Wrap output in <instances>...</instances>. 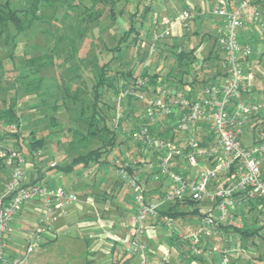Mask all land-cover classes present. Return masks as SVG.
Returning a JSON list of instances; mask_svg holds the SVG:
<instances>
[{"label":"built area","instance_id":"obj_1","mask_svg":"<svg viewBox=\"0 0 264 264\" xmlns=\"http://www.w3.org/2000/svg\"><path fill=\"white\" fill-rule=\"evenodd\" d=\"M192 11L188 6L175 21L185 22ZM209 14L222 21L217 35L227 70L222 82L202 85L200 96L193 97L189 88L178 93H170L164 87L152 94L135 91V86H145L139 80L138 84H129L117 99L113 118L116 124L121 118L120 96L128 93L142 102L146 119L131 132V139L143 153L137 159L116 158L109 164L117 180L133 191L134 213L127 252L137 255L140 264H148L143 241L147 220L157 217L162 207L187 198L204 204L201 208L204 215L193 231L174 233L180 242L187 244V255L211 258L212 264H229L228 253L238 247L232 244V235H223L221 225L232 218V209L241 200H264V129L256 131L249 146L241 140L246 126L263 120L264 98L253 100L243 96L252 87L253 74L245 71L242 58L251 54L252 45L239 41L240 31L247 26H254L262 39L264 20L256 0H237L233 4L229 0H215ZM170 32L169 27L155 24L151 30L153 44ZM150 153L154 156H149ZM0 157L10 171L0 191V262L27 264L28 254L42 238L55 236L54 223L68 205L77 201V196L63 187L50 188L42 181L27 183L25 160L19 151L0 148ZM147 169L153 170L152 181L168 185L166 191L155 197L145 194L141 175ZM34 200L39 202L40 214L27 237L26 248L6 259L4 235L10 222L24 204ZM161 219L173 234L172 217L161 215ZM222 236L229 243L207 242L208 238Z\"/></svg>","mask_w":264,"mask_h":264},{"label":"trees","instance_id":"obj_2","mask_svg":"<svg viewBox=\"0 0 264 264\" xmlns=\"http://www.w3.org/2000/svg\"><path fill=\"white\" fill-rule=\"evenodd\" d=\"M55 1H58V3H61L62 5L65 0H26L24 6L21 5L17 7H12L10 0L0 1V39L5 35L3 40L4 44H6V46L11 44L9 48H7L9 54L7 55L8 59L6 58V62L4 60H0V83L5 81L3 82L4 84H0V127L3 130V134L0 136V138L4 136L16 139L11 149L19 151L22 154L24 160L28 159L29 157L30 160H33L35 157V151L44 147V142L47 136L45 129H48L49 132L58 134V136H61L64 133L62 130L63 126L58 122L56 116L57 113L61 111L70 113L73 112L76 115V118L81 121L85 128V132H82L80 129L71 125L67 129L68 134L71 136V139L67 142L69 148L66 151L67 154H70L71 151L76 149L74 143L75 140L76 143L83 142V145L82 150L78 154H74L71 159H65L64 163L58 164L55 161V165H50V167H61L64 171H69L74 166L87 167L91 163L97 165L110 164L111 162H107V156L113 152L116 147L127 143H130L129 146L131 144L134 146V148H132V151L135 152L134 155L132 156V154H129L130 152L128 153L129 155H123V153L120 152L119 155H117L114 159H137L143 152L139 148V145L131 139V132L135 127L146 121V119L143 117V104L134 94L128 93L124 96H120L119 109L121 112V118L116 124L113 121V118L116 113L117 99L120 95V92L127 88L129 84H138L139 80H142L145 86H135L133 89L143 93L147 92V94H152L159 87L166 88L170 91V93H176L178 91L177 89L181 90L182 88L180 87H183L185 84H190L193 87V84L196 82H200L202 85L215 82L214 80L211 82H209V80H205L203 78V68H197L195 66L197 60L195 48H181L180 40H173V35L171 33L167 37L156 41L153 44L151 39V30L155 24H152V26L146 32L145 37L147 42V50L146 53H143L142 49L144 48L142 46L144 45L145 40L140 35V29L143 26V20H141V24H139V26L136 25L135 16L138 13V4H136L135 10L129 15L130 21L127 25V28L117 39L116 44L107 48V50H110L113 53L107 61H103L100 54H98L99 50L97 48H99V46L94 45L93 47L96 52V57H94V63H92V65L88 64V62L85 63L84 58L81 57L79 61L76 60L75 63L72 62V66H67L68 71L63 75L57 72L58 70L55 71L54 66V73L57 78V82L55 84L45 83V77L40 72L45 66L55 64L57 66V63L54 62V56L59 53V50H57L58 46L57 48L54 46L53 48L56 49L50 54L45 53L27 57L17 54L19 57L17 58V56H15V50L19 42H16L14 38L10 39L11 35L9 34V26L12 25L18 34L30 30L35 22H40L42 19L41 8L43 6L52 5ZM88 1L89 6L84 4L77 15L75 27L78 29L73 39L70 40L73 51L76 50L74 45L75 38H81L84 35V32L87 30V27L81 26V24L98 21L106 9L109 10L110 16L114 18V7L119 1L123 0ZM258 1L259 0H256L257 5L259 3ZM67 6H69L70 10L73 9L71 4H67ZM187 7L188 6H185V8ZM199 11L201 10L193 9L192 12L195 15L194 18L199 16ZM120 12L121 10H119V13ZM150 12L151 7L146 6L143 12H141L140 16L143 19H147V16ZM66 13L70 14L69 11ZM261 14L264 20L263 10L261 11ZM189 19L181 23L184 29L183 36H186L188 33L187 22ZM132 33L134 36L130 39L129 37ZM195 33L197 34L198 32ZM257 34L259 35L258 31ZM166 38H168V40ZM204 38L205 34H202L198 45H201ZM186 39L184 38V40ZM255 41H259L264 44V36L261 40L258 37ZM160 42H164L165 46H167L169 49V54L165 51L164 55H168V58L170 57L172 59V61H170L171 64L166 67L164 72L161 71L164 68L162 66L157 70H154L156 68L155 66L153 68L147 65L144 66L142 64L147 54H152L155 52L161 55L162 52H164L159 48L156 49V45ZM214 42L216 48H218L214 49L215 46L213 45V48L209 50V54L203 58L202 61L212 57L215 58V56L220 57L217 54L218 49L221 50L218 43V36L214 37ZM131 45H133V49L136 47V55L138 58L133 59L131 62L129 61L127 67L117 69L115 64L123 58V53L121 54V52L127 48H130ZM152 46L153 51H151ZM87 51L88 50L84 49L83 54H85ZM220 58L223 59L225 63L224 54L223 57ZM16 60L23 63V65L16 68ZM242 61L243 66H245L247 62H249V56L246 58L243 57ZM140 63L142 66L140 71L137 73L136 65ZM6 65H9L8 68ZM58 67H60V65H58ZM244 69L247 70V68ZM249 69L250 71L252 70L251 68ZM223 70V75L226 76L227 70L225 64ZM254 73L259 75V72L257 71H253V75ZM64 77L67 78V82H65ZM160 77H163L161 81L159 80ZM159 84L164 85L158 86ZM260 85L263 86L262 90L264 91V85ZM170 87L174 88L169 89ZM56 89L59 91V94H56ZM193 91L194 90H192L191 96H193ZM250 91L255 92L256 89L252 87ZM250 91H244L243 96H246L247 93L249 94ZM32 95L36 96L34 98L31 97L34 102L33 104L31 103L32 100L28 99V97ZM83 95L87 96V100H89H85ZM22 99L25 100L21 103L22 105L24 104L26 106L29 103L28 107L34 109L35 114L37 113L44 116L46 120V123H43L39 129L40 131L30 129L28 136H24L22 134L23 124L26 120V118L23 116V112L19 111L18 108L19 101ZM254 99L259 98H253V100ZM28 100H30V102ZM110 100H112L114 104H111ZM78 105H80L79 111H77ZM104 108L106 109V112ZM70 122L73 125L72 119ZM249 126L251 127L253 133L252 140H254V134L256 131L260 127L264 129V117L261 122H252L246 126V128ZM123 128L125 130H123ZM246 128L243 130L241 135L243 144V140H245V135L247 134L245 131ZM152 130H155V127H153ZM93 138L97 140V146L87 147L85 142ZM0 148L5 149L10 147L8 145H0ZM152 155L154 156L152 153L149 154V156ZM152 171V169L146 170L149 175V179ZM9 174L10 171L6 166L4 159L0 157V191L3 189ZM145 194L147 197H152L151 194ZM243 198L244 197L241 199ZM242 204L243 205L239 207L236 203L235 208L232 210V218L221 225L223 235L231 234L232 237L235 238L233 245H237L238 247L237 250L228 253L229 264H248L254 259H264V249L262 251L258 250V252L255 254L252 253L249 256L244 254V250L247 249L248 244L253 242V237L261 236L264 238V221L261 222L257 219L258 216H262L264 219V200L261 198H255L252 200L243 199ZM236 208L240 211L242 210L243 212L239 215V213L235 212ZM252 210L257 211V216L253 217L250 214ZM189 212L199 215V219L204 215V211L200 209L198 202L187 198L170 206L162 207L159 210L157 217L158 221L162 222L161 215H169L170 217L174 218L176 216L186 215ZM239 222L241 223L240 227L238 226ZM170 239L175 241L178 247L186 244L180 242L176 237V234H172ZM242 248H244L243 252ZM185 252L188 253L189 248H187ZM189 257L190 260L202 258L195 255ZM0 264H2V262H0Z\"/></svg>","mask_w":264,"mask_h":264},{"label":"rangeland","instance_id":"obj_3","mask_svg":"<svg viewBox=\"0 0 264 264\" xmlns=\"http://www.w3.org/2000/svg\"><path fill=\"white\" fill-rule=\"evenodd\" d=\"M2 1V0H0ZM4 1V0H3ZM174 1L176 0H123L119 1L115 7H114V14L115 17L112 18L110 16V12L108 9L105 10L103 15L99 18L98 21H92V22H86L84 24H81V26H86L87 30L84 32V35L80 37L75 38V48L76 50L73 51L72 44L70 43V40L73 39L74 35L76 34V31L78 28H76V21H77V15L79 14V11L81 10V7L86 4L89 6L88 0H65L64 3L61 5V3H58V1L53 2L52 5L43 6L41 8V20L40 22H35L31 29L23 32L21 34L16 33L14 27L12 25L9 26V34L11 35V38H14L16 42H19L17 44V48L15 50V56L17 54H21L24 57L27 56H36L39 54H45V53H51L53 50L57 48L59 50V53L54 56V62L57 63L55 65H49L45 66L41 70V74L45 77V83H56L57 78L54 73V66L55 71L58 70L60 74H65L68 71L67 66H72V62L75 63L76 60H80L81 57L84 58L85 63L88 62V64L94 63V57H96V52L94 50V45L99 46L97 48L99 50V53L103 61H107L111 55L113 54L112 51L107 50L108 47H111L116 44L117 39L121 36L123 31L127 28V25L129 24V15L131 12L135 10V5L138 4L137 9V15L135 16L136 25L139 26L142 21V28L140 29V35L144 38L145 42L142 46L144 49H142L143 53H146L147 50V42H146V32L149 29V24L154 20V18H160L161 16H171V13L175 10ZM186 0H180V3L183 4ZM212 0H188L186 1L187 4H189L192 7L199 6L201 7V11L203 13H206L208 15L210 11V7L208 6ZM215 1V0H213ZM26 0H10V4L12 7H17L21 5H25ZM67 4H71L73 6V9L70 10L69 6ZM165 4V5H164ZM186 4V5H187ZM164 5V6H163ZM146 6L151 7V12L148 14L147 19H143L140 14L143 12L144 8ZM163 6V7H162ZM165 7V8H164ZM119 10L121 12L119 13ZM69 11L70 14H67L66 12ZM205 11V12H204ZM182 12V11H181ZM264 12V11H263ZM195 15L192 12V15L188 21L189 27L188 33L185 36L187 39H177L173 38V40H182L180 41L181 48L189 49L191 47L195 48L197 52L198 51V43L201 40L202 34H206L205 38L203 39L201 45L204 44L207 45L208 42H210V45L214 42V35H215V29L209 24V21H205V25H199L196 20H198V17L194 18ZM195 32H198L197 34ZM209 35V36H207ZM5 36V35H4ZM3 38L0 39V60H6L8 59L9 51L7 48H9L8 45L4 44ZM14 36V37H13ZM134 36L132 33L130 35V39ZM188 36V37H187ZM207 37H209L208 42L205 40ZM168 40V38H166ZM165 40V41H167ZM58 44V45H57ZM68 44V46H67ZM131 44V43H130ZM252 45V52L249 55V62L248 66L252 69L254 72H259V75L254 73V81H256V87H259L260 84L264 85V44H259L256 41H251ZM56 46L54 49L53 47ZM96 46V47H97ZM158 46V47H157ZM196 46V47H195ZM71 51H70V48ZM53 48V49H51ZM160 49L162 52L161 55L155 54H147L144 58V62L142 63L144 66H146L147 63H150L152 66L155 65V62L158 60L161 61V66L164 67L162 71L166 70V67L169 66L170 61L172 59L168 58V55H164L165 51L169 54V49L167 46H165L163 43H158L156 45V49ZM216 48V45H215ZM88 50L85 54H83V51ZM217 49V48H216ZM150 51V49H149ZM123 53V54H122ZM123 58L118 63L115 64V67L117 69H122L127 67L129 61L131 62L133 59L138 58L136 53V47L133 49V45L130 46V48H127L121 52ZM7 58V59H6ZM17 58H19L17 56ZM199 58H197L196 62L198 63ZM92 61V62H91ZM9 62V61H8ZM101 62V61H100ZM10 64V63H8ZM23 65V63L16 60L15 66L18 68L19 66ZM60 65V67H58ZM7 68L9 65H6ZM141 63L136 65V72L140 71L141 69ZM94 67V64H93ZM6 68V69H7ZM247 71V70H245ZM250 70H248L249 72ZM1 73V72H0ZM253 73V72H252ZM257 75V76H255ZM65 82H67V78L64 77ZM5 82V81H3ZM0 84H4V83ZM6 84V83H5ZM73 85V84H72ZM56 94H59V91L56 89ZM248 94V93H247ZM247 94L245 97H247ZM36 97L35 95H32L28 97V99H31ZM83 98L87 100V96L83 95ZM253 99V98H248ZM30 100H28L30 102ZM89 100V99H88ZM87 100V101H88ZM25 100L19 101V111L23 112V116L26 118L23 128H22V134L24 136H28V132L30 129L39 130L43 123H46V120L44 116L35 114L34 109L28 107L29 103L25 106L21 103ZM111 104H114L112 100H110ZM79 106L77 111H79ZM105 112L106 109L104 108ZM108 113V111H107ZM72 112H65L61 111L57 113V119L58 122L63 126L64 133L61 136H58L56 133L49 132L48 129H45V132L47 133L44 147L40 148L39 150L35 151L36 160L38 157L44 158L42 165L46 166L49 165L52 160H56L58 163H61L65 159H71V157L74 154H78L82 150L83 142L75 143V148L73 151H71L70 154H67L68 148V141L71 139V136L68 134L67 129L71 126L80 129V131L85 132V128L82 125L81 121L76 118V115ZM74 117V118H73ZM73 120V125L71 124L70 120ZM40 131V130H39ZM247 135L252 132L251 127H247L246 130ZM3 134V130L0 127V136ZM246 140H249L250 137L245 136ZM16 139L12 137H4L0 138V145L5 146L8 145L10 148L13 147V144L15 143ZM58 142V143H57ZM87 147H96L97 146V140L96 139H89L85 142ZM130 144V143H129ZM129 144H122L119 147H116L113 152H111L107 156V162H112V160L119 155V153L126 154V151L129 152V149L134 148L132 144L129 146ZM29 157V155H28ZM30 158V157H29ZM39 158V159H40ZM47 165V166H48ZM97 165V164H96ZM99 165V164H98ZM109 164H105L104 166H108ZM101 168L103 165H99ZM79 169L78 166H74L71 170H69L66 174L61 173L59 171L58 167L49 168L47 171L48 174L51 176L54 174H62L61 178L54 177V180H50L51 185L55 187L57 183L59 185H62L64 187H70L69 179L77 176L76 172ZM48 175V176H50ZM83 176V175H82ZM102 180L103 181H113L112 173L108 171L107 168H105V172L102 174ZM99 186V185H98ZM242 200L238 203V206H242ZM119 206L121 208H128V205L123 204V201L119 203ZM113 208V207H112ZM235 208V207H234ZM233 208V209H234ZM232 209V210H233ZM246 211V210H245ZM236 213H239V215L243 212L236 208ZM250 214L254 217L257 216V211L252 210ZM29 216V214H28ZM257 219L261 222L264 221L262 216H258ZM199 222V215L193 214V213H187L183 216H176L172 220L171 229L174 231V233L178 232H186V228L189 229L191 226H193L195 223ZM242 222V221H241ZM30 227L22 226L21 231L15 234L11 240L17 242L18 244L15 246L16 249H20L21 253L24 252L27 244V236L29 233ZM170 235H172V232H170V229L163 224L162 222H158L152 225H146L145 233L143 235V241L146 244L147 248V256H148V264H156L158 263V260H160L166 253L169 255V258L172 259V255L178 250V245L175 241H172L170 239ZM231 235V234H230ZM63 236H60L56 243H60L59 247H56L52 245L50 247L48 246H35L33 250L28 254L27 261L32 262L33 261H39L40 259L46 261H53V259L56 256H66L67 254V248L63 244L64 242ZM253 242L248 244L247 249L244 250V254L246 256L251 255L252 253H256L259 251H262L264 249V238L261 236H255L252 238ZM217 243H221L222 245L224 243H229L228 241H224V236L221 238H215ZM238 244V243H237ZM44 247V248H43ZM43 248V250H42ZM242 248V252H243ZM128 253V252H127ZM124 254V253H123ZM126 254V253H125ZM133 258V257H132ZM184 264H188L189 261H184ZM51 264V263H50ZM54 264V262H53ZM64 264V263H61ZM71 264V263H68ZM130 264H140L139 257H134V259L131 260ZM248 264H264V259H254L251 260Z\"/></svg>","mask_w":264,"mask_h":264},{"label":"crops","instance_id":"obj_4","mask_svg":"<svg viewBox=\"0 0 264 264\" xmlns=\"http://www.w3.org/2000/svg\"><path fill=\"white\" fill-rule=\"evenodd\" d=\"M176 1L178 2L176 4L174 1L175 10L171 13V16H161L159 19L154 18V20L149 24V28L152 26V24H159L160 27L163 28L169 27L171 30L170 33L173 35L174 39H186V37L183 36V25L176 22L175 20L178 14L185 8V6L190 5L186 3L188 0H186L183 4L180 3V0ZM236 1L237 0H231L230 3L233 4ZM258 2L260 10L264 11V0H259ZM214 5L215 1L212 0L208 6L211 8ZM190 7L193 9H201L199 6ZM197 17L198 20L196 21L199 25H205V21H209V24L215 29L214 37L218 35V29L220 25H222V21L220 19L211 16L209 13L208 15L206 13L199 14ZM257 35V30L254 26H247L245 29L240 31L239 41L244 44L251 43V41H255L259 37V35ZM205 40L208 42L209 37ZM256 42L258 43L259 41ZM214 43L215 42L210 45V42H208V44L205 46L203 44L197 47L199 52L195 50V54L199 60L198 63H195V66L197 68H203V78L205 80H209V82L214 80L215 82L220 83L225 79V76L223 75L225 63L224 60L220 58L223 57L222 50L218 49L217 51V54L220 57L215 56V58L212 57L202 61V59L209 54V50L213 48V45L215 46ZM259 44H262V42H259ZM152 63L153 62L150 61V63H147L146 65L153 68L155 66L156 68L154 70L160 68L162 64L159 58L155 62V65L152 66ZM244 68H247L246 72L250 70L248 62ZM249 72L252 73L253 71L251 70ZM162 79L163 77H160L159 80L161 81ZM254 79L256 78L253 75L252 87H254L256 91H250V93L247 94V97L259 99L264 98V91L262 90L263 86L259 85V87H256L257 84ZM160 85L162 86L164 84H159L158 86ZM173 88L174 87H170L169 89ZM180 88L182 89H177L178 91L176 90L177 93L183 91V89L189 88L190 90H194L193 97H198L201 94L202 84L200 82H196L193 84V87L190 84H185ZM245 136L250 137L249 140H243L244 145L249 146L253 142V133L251 132ZM129 152L126 151V154H132L133 156L135 153L132 151V149H129ZM35 158L36 156L33 158V160H30L29 158L25 159L24 169L26 172V182L31 183L40 180L50 188L63 187L74 192L77 196V201L68 205L65 213L59 216L57 221L54 223L53 229L55 236H44L41 242L38 244L39 246L44 247H50L52 245L55 246L56 244V247H59L60 243L56 242L60 236H63L65 237L63 244L67 248L66 256H56L53 261L49 260L46 262H44L42 259L39 261L32 260V262L27 261V264H53V262L54 264H130L134 257H138L132 253H127L128 240L130 239L132 233V218L134 213V206L132 202L133 191L117 180L114 171L109 167V165L104 166V164L102 168L94 163H91L87 167L78 166L79 169L76 172L77 176L69 179L70 187L66 188L62 185H59L58 183L54 187L51 185L50 180H54V177L61 178V176H63L62 174H66L68 171H64L61 167H58L62 174H54L51 176L47 173V171L49 168H53L50 167V164L56 160H52L49 165L47 164L48 166H44L42 165L44 158L38 157L37 160ZM64 161L65 160H63L61 163H64ZM105 168H107L108 171L112 173V182L110 180L108 182L102 180V174L105 172ZM142 171L141 177L143 179L145 192L147 194H151L152 197H155L168 189L167 182L162 184L154 182L149 179V175L146 170ZM121 201H123V204L128 205V208H121L119 206ZM198 206L201 209L203 208L204 204H198ZM39 214V202L34 200L24 204L22 209L11 220L9 229L4 235V249L6 259H11L12 257L21 253V250L16 249L15 247L18 243L12 241L11 238L21 231L22 226L29 225L30 233L32 227L39 217ZM158 222H160L158 221V217L149 218L145 223V229L146 225L154 226V224ZM198 223L199 222L196 221L193 226H191L189 229L186 228V232L182 233H189L193 231L198 226ZM234 241L235 238L233 239L232 244ZM207 242H209V244H212L213 242L217 243L215 238H208ZM185 245L178 247V250L172 255V259H170L169 255L166 253L160 260H158V263L156 264H184V261H189L188 264H212L213 260L211 258L202 257L199 259L190 260V257L185 252L188 246L187 244ZM165 257L166 259H164Z\"/></svg>","mask_w":264,"mask_h":264}]
</instances>
